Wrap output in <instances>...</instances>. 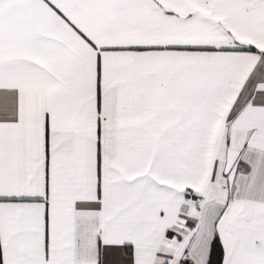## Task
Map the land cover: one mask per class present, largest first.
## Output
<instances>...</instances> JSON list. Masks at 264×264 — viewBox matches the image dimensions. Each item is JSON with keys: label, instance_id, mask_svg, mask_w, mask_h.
<instances>
[{"label": "snow or ice", "instance_id": "snow-or-ice-1", "mask_svg": "<svg viewBox=\"0 0 264 264\" xmlns=\"http://www.w3.org/2000/svg\"><path fill=\"white\" fill-rule=\"evenodd\" d=\"M0 264H264V0H0Z\"/></svg>", "mask_w": 264, "mask_h": 264}]
</instances>
